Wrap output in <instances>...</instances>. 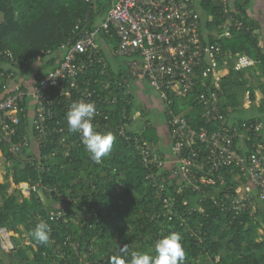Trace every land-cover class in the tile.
Segmentation results:
<instances>
[{
	"label": "trees",
	"instance_id": "trees-1",
	"mask_svg": "<svg viewBox=\"0 0 264 264\" xmlns=\"http://www.w3.org/2000/svg\"><path fill=\"white\" fill-rule=\"evenodd\" d=\"M195 3L203 16L199 26L202 41L216 44L221 49L217 68L219 77L215 83L211 74L201 78L198 73L197 84L187 97L168 95L164 101L159 98L163 110L168 105L195 129H216L215 122L205 124L198 99L199 94H209V90H213L221 94L220 109L223 113L227 114L229 108H234L237 115L249 111L243 117L234 115L236 122L233 125L242 129L244 124L256 120L264 123V48L259 45L257 31L260 24L251 18L248 11L249 0H233L229 6L228 15L240 21V27L234 26L218 2L196 0ZM110 5L111 0H93L90 3L86 0H0V95L4 86L15 82L22 88L28 87V79H34L36 74L42 75L44 70L58 65L60 44L74 32L93 29ZM209 16L212 19L208 20ZM227 21L231 23L228 32L222 34L219 26ZM98 39L101 44H108L110 51L118 43L115 35L107 38L100 33ZM47 50H50V56L29 66L25 72H21V65H12L6 55L9 51L21 63ZM237 54L254 58L255 65L233 70ZM223 57L227 61L225 66ZM10 71L17 74L12 81L8 80ZM123 71L119 68L116 72L108 62L106 70L103 71L101 65H93L85 74L95 79L89 87H95L101 95L97 96V101L100 100L98 107L104 115L99 116L97 122L104 131H97L111 132L115 136L110 155L100 164L90 158L83 146H78L74 135H66L68 155L63 154L61 146L56 148L58 142L46 143L39 149L45 161L44 170L22 158L12 159L11 165L7 166L6 161L11 157L6 146H0L5 159L1 164L7 178L0 182V227L17 232L19 226H23L29 240V244L13 242V249L4 255L8 262L0 258V264H62L64 259L57 250L64 252V258L70 264L78 263L84 256L90 264H120V245H126L129 254L146 252L155 256L156 240L171 232H179L182 236L186 249L184 264H264V201L258 190L252 187L251 193L245 196V207H235L232 200L237 198L236 187L248 182L236 179L239 173L236 166L224 167L214 173L211 176L214 182L203 186L209 192L205 191V198L200 202V194L190 191L169 174V164L155 170L163 174L162 190L148 182L147 167L142 164L132 143L118 136L114 127L125 115L130 126L126 132L132 138L137 136L139 140L159 147L161 137L156 125L146 117L149 107L142 102L135 104L132 94L124 93L119 79ZM101 79L110 81L108 90L99 83ZM255 90L262 94L257 105L254 103ZM246 93L251 104L243 108ZM113 98L115 101L111 103ZM140 110L143 116L138 121L135 113ZM19 115V133L14 141L21 138L29 125L27 118L21 113ZM256 142L264 145V127L248 139L235 142V146L239 153L248 154ZM161 156L168 159V154L163 151ZM10 175L14 185L29 186L28 196H23L17 187L9 191ZM179 185L183 186L181 192L178 191ZM47 187L54 191L48 192ZM165 196L175 201L171 212H165L163 207ZM220 199L221 205L216 203ZM62 205L66 209L64 217L68 224L59 222L55 226L48 223L52 228L49 243H37L30 235L31 230L51 211L60 210ZM198 205L201 210L196 208L188 212ZM74 220L77 223L74 224Z\"/></svg>",
	"mask_w": 264,
	"mask_h": 264
},
{
	"label": "built area",
	"instance_id": "built-area-1",
	"mask_svg": "<svg viewBox=\"0 0 264 264\" xmlns=\"http://www.w3.org/2000/svg\"><path fill=\"white\" fill-rule=\"evenodd\" d=\"M86 1L90 3L93 0ZM195 1L111 0L110 7L93 29L84 28L74 32L60 44L58 65L44 70L42 75L36 74L31 86L22 88L15 82L4 86L3 94L0 95V146H6L11 157L6 161V165L10 166L12 159L22 158L25 162L44 170L45 161L39 149L45 147L46 143L58 142L56 148L61 146L63 154L68 155L66 135L76 136L78 146H83L80 134L69 132L67 127L66 113L74 101L94 102L97 109V115L94 117L96 130L104 131L102 125L97 122V118L104 115L98 107L100 100L97 101V96L101 95L95 87H89L95 79L85 75L93 65H101L103 71L108 65L106 54L99 45L100 33H104L107 38L115 35L118 40L116 48L111 51L109 49L108 52L113 58L122 59L124 73L119 79L125 94L130 93L129 80L133 79L145 81L163 101L168 95L174 98L187 97L197 84L198 73L201 78H207L211 74L213 82L216 83L219 77L217 68L218 60L222 56L221 49L216 44L202 41L199 26L203 17ZM213 1L218 2L228 15L231 0ZM231 17L229 14L228 19L234 26L240 27L241 22ZM210 19L211 16L208 17V20ZM230 24L227 21L219 26L222 34H227ZM50 54V50H47L20 63L6 51L12 65H21V72L27 71L29 66L43 62ZM223 58L225 66L227 61ZM255 63L256 60L249 55L237 54L232 68L239 70L254 66ZM14 77H17V74L10 71L8 80L12 81ZM99 83L103 85L104 90H108L111 84L103 79L99 80ZM198 99L202 105L201 115L205 124L211 125L215 122L217 128L195 129L184 117L176 115L172 108L166 105L164 114L167 117L170 137L168 160L162 158L160 149L149 141L129 136L126 132L130 127L125 121L127 116L122 115L114 130L118 136L132 143V148L148 169V182L160 190L163 188V174L155 170H161L169 164V174L177 182L190 188V191L200 194V202L205 198V191L209 192L204 190L203 186L214 182L211 176L221 168L236 166L239 170L236 179H245L248 182L236 187L237 198L232 200L235 207H245V196L251 193L252 187L258 190L259 197L264 201V145L256 142L248 154L239 153L235 146V142L239 143L248 139L252 133L256 134L262 130L264 123L256 120L244 124L240 129L227 123L226 114L220 109L221 94L209 90V94H199ZM101 101L107 103L106 100ZM114 101L113 98L111 103ZM20 113L22 117L27 118L29 125L21 138L14 141V137L19 133ZM0 155L2 156L1 150ZM3 160L5 159L2 156L0 166ZM218 177L221 181V176ZM15 187L23 196H28L27 184L14 185ZM182 189L183 186L179 185L178 191L181 192ZM47 191L54 190L47 187ZM227 196L225 194V198ZM221 200L216 203L220 202L221 205ZM174 203L173 198L165 196V212H171ZM196 208L201 210L198 205L191 207L188 212ZM65 213L66 209L62 205L60 210L51 211L42 221L51 222L55 226L59 222L68 224ZM72 222L77 223L75 220ZM0 246L6 251H10L12 247L4 227H0ZM73 248L76 249V246L73 245ZM57 252L64 259L62 264H70L69 260L64 258L62 250ZM75 264L90 263L87 256H84Z\"/></svg>",
	"mask_w": 264,
	"mask_h": 264
},
{
	"label": "clouds",
	"instance_id": "clouds-1",
	"mask_svg": "<svg viewBox=\"0 0 264 264\" xmlns=\"http://www.w3.org/2000/svg\"><path fill=\"white\" fill-rule=\"evenodd\" d=\"M97 109L94 102L74 101L66 113L69 132L79 133L85 150L90 158L100 164L102 159L109 156L114 145L115 136L111 132L96 130L94 117ZM52 232L51 226L45 222H38L30 235L41 244L47 245ZM155 256L146 252H132L129 254L126 245H120V264H184L186 249L179 232H171L156 240L154 244Z\"/></svg>",
	"mask_w": 264,
	"mask_h": 264
},
{
	"label": "crops",
	"instance_id": "crops-1",
	"mask_svg": "<svg viewBox=\"0 0 264 264\" xmlns=\"http://www.w3.org/2000/svg\"><path fill=\"white\" fill-rule=\"evenodd\" d=\"M230 3L232 4L233 0H231ZM248 11H249V14L251 15V18L254 19L255 21L259 22V24H260L259 29L257 31L259 33V45L262 48H264V2H263V0H249ZM199 12H200V10H199ZM201 17H203V16L201 15ZM99 45H100L101 49L105 52L106 56H109L108 50H109L110 46L107 44H103V43L102 44L99 43ZM110 65H111L112 69L116 70V72H118L119 68L123 69L122 60H120V59L111 60ZM25 76H27V75H25ZM24 77H23V79H24ZM32 83H33V79H30V80L28 79V84L30 86L32 85ZM129 89H130V94H132V96L134 98L135 104L136 103L141 104V102H142L145 104V106L150 108L151 106H153L154 104H156L160 100L158 97V94L154 90H152L145 81H141L138 79L129 80ZM255 93L261 94V92L259 90H255ZM245 101L248 102V106H244ZM159 104H160L162 113H163L164 118H165V114H164V110H163L161 100H160ZM250 104L251 103H250V99H249V94L246 93L243 96L242 106H243V108H248L250 106ZM257 104H255V105H257ZM233 109L229 108V111L226 114L227 123H229V124L236 122L235 119L233 118V116L234 115L236 116L237 114L234 113ZM136 114H138V113H135V115ZM237 116L243 117L245 115L241 114V115H237ZM153 123L158 128V131H159V134L161 137L158 148L160 149L161 152L163 151L164 153H167L168 159H169L170 158V153H169V151H170V149H169L170 137L168 134V129H166L167 133H165L166 134L165 135L159 129L156 120H154ZM166 126H167V124H166ZM0 159H2L1 155H0ZM3 169H4V167L1 164V166H0V182H4L7 179L6 178V170L4 171ZM8 180H9V191L11 192L14 188V183L12 182L11 175L8 177ZM24 196H26V195H24ZM6 233H7V238H10L12 242L19 243L20 236H25V240H27V242H25V244H29L28 236H27V233H26L23 226H19V231H17V232L10 231V230L6 229ZM11 245H12V247L10 249H13V244L11 243ZM7 254H9V250L6 251V250L2 249L0 246V258L5 262H8V259L6 260V257L4 256Z\"/></svg>",
	"mask_w": 264,
	"mask_h": 264
},
{
	"label": "rangeland",
	"instance_id": "rangeland-1",
	"mask_svg": "<svg viewBox=\"0 0 264 264\" xmlns=\"http://www.w3.org/2000/svg\"><path fill=\"white\" fill-rule=\"evenodd\" d=\"M106 60L111 63V60H115V58H113L112 56H106L105 57ZM118 60V58L116 59ZM256 95V98H255V104L259 103V101L261 100L262 98V94H255ZM159 100V99H158ZM160 100L154 104L153 106H151L149 108V111L147 112V118L153 122L154 120H156L157 122V125L159 127V129L161 130L162 133H167V126H166V123H165V118H164V115L162 113V110H161V107H160V104H159ZM244 106H248V102L245 101L244 103ZM140 107V106H139ZM138 115H135V118L139 121L141 119V117L143 116L141 113V110L138 111ZM243 115H248L249 114V111L245 110L244 113H242ZM166 135V134H165ZM168 160V159H167ZM13 186V185H12ZM25 242H27V240H25V236H20V241H19V244H24Z\"/></svg>",
	"mask_w": 264,
	"mask_h": 264
},
{
	"label": "water",
	"instance_id": "water-1",
	"mask_svg": "<svg viewBox=\"0 0 264 264\" xmlns=\"http://www.w3.org/2000/svg\"><path fill=\"white\" fill-rule=\"evenodd\" d=\"M9 241L13 244V242L11 241V239L9 238Z\"/></svg>",
	"mask_w": 264,
	"mask_h": 264
}]
</instances>
